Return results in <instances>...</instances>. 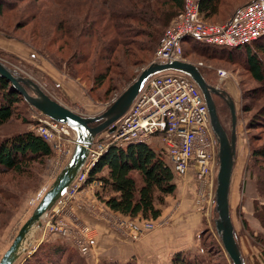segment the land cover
Instances as JSON below:
<instances>
[{
	"label": "rangeland",
	"instance_id": "1",
	"mask_svg": "<svg viewBox=\"0 0 264 264\" xmlns=\"http://www.w3.org/2000/svg\"><path fill=\"white\" fill-rule=\"evenodd\" d=\"M53 1L55 0H35L33 2L25 0L13 8L5 9L0 14V60L18 73L17 76L32 79L55 100L84 116L103 114L135 82L141 72L155 60L164 35L173 22L183 13V11L180 12L164 28L163 36L153 43L155 47L146 59L143 61H135L134 59L127 66L126 80L119 82L117 79L114 84L107 82L99 88L97 84H94V71L95 74L100 73L103 63L97 67V62H94L95 59H91L88 63H85V60L81 63L70 60L72 53L64 45L65 41L61 40L62 22L59 20H62L64 15L67 17L72 14L69 12L72 7L69 3L67 7L61 8L59 4H55ZM59 1H64L63 4L68 2V0H58L57 2ZM109 1L108 5H112L113 0ZM249 1L227 0V3L222 7L220 16L210 21L201 19L206 24L224 25L230 20L235 9ZM31 3L39 9L37 17L34 16L35 11L29 8ZM53 14L58 16L56 22L52 21ZM81 39L83 41L81 49L88 54L92 43L89 42L90 39L87 35ZM181 47L186 62L199 65L207 70L209 83L221 91L227 92L235 102L239 153L235 156L230 188L231 218L243 264H264V225L262 222L264 216V162L260 159L255 164L252 157L253 148L261 147L264 144V129H248V120L252 113L245 111V105L248 104L252 107L253 113L256 112L264 104V92L260 91L258 95L252 96L253 90L262 87L253 80L242 61L204 55L198 50L213 49L214 47L194 37L182 39ZM219 70L226 71L227 78L221 79ZM115 78L118 76L115 75ZM63 90H66L69 95ZM29 92L34 95L32 90ZM249 95L252 99L246 98ZM214 98L220 111L221 123L230 137L232 115L229 104L224 97L215 96ZM40 115L41 113L28 102L21 101L15 107L14 119L0 130V136L24 130L36 132L37 119ZM56 136L57 140L49 143L52 148L51 158L45 165L35 167L34 174L23 177L14 174L0 176V188L7 190V192L3 190L5 193L0 192V260L11 246L21 227L33 214L46 192L50 190L58 175L70 161L68 158L70 151L74 152L75 149L73 140L76 138V132L70 129L67 133L61 132ZM54 145L58 148L54 149ZM161 152L160 150L159 153ZM217 152L219 154V147ZM218 170L219 167L217 166L205 183L200 182L194 170L189 172L192 173L194 211L198 214L196 215L197 219L193 217L194 222L197 223L191 226L192 229L186 228L184 224L181 225L179 222L184 205L182 197L178 196V189L185 190L188 186L186 178L189 173L182 178L175 176L176 191L174 195L167 197L164 205L161 206L162 216L153 221L154 228L152 230H148V220L130 219L112 211L96 195L97 191L100 190L99 188L102 187L101 181H88L86 192H84L85 188H81L75 197L68 200L64 206L55 203L53 209H50L52 212L60 207L56 211L61 215L60 222L61 220L65 221V224L77 231L76 235L78 236L92 237L91 250L87 254H82L71 245L78 254L76 260L71 261V263L173 264V258L181 252L190 255L191 258H196V264H233L215 226L218 219L216 210ZM180 193L183 191L180 190ZM77 200L83 203L89 214L100 216L105 220L107 235L104 234L98 238V232L78 217ZM131 223L137 224L141 228V231L139 229L132 230L138 235L137 239L129 234L131 231L122 230V227ZM46 224L47 220L43 218L42 226L36 228L30 235V243L25 246L27 251L22 254L16 264L25 255L34 252L39 245L38 242L42 239L52 236L57 237L56 239L61 242L68 243L58 235L51 233ZM167 232L170 233L166 234ZM175 238L177 239L176 245L184 243V241L187 243H184L185 249L180 248L181 251H179L176 248L180 246L176 248L175 246H168V242H172ZM121 240L126 243H122ZM112 243L124 245L123 247L116 245L115 248L114 245L111 247ZM68 244L70 245V243ZM130 248L135 251L130 254L129 258L124 261H114L118 258L116 255L121 250L125 252V249ZM93 251L95 254L92 253Z\"/></svg>",
	"mask_w": 264,
	"mask_h": 264
},
{
	"label": "trees",
	"instance_id": "2",
	"mask_svg": "<svg viewBox=\"0 0 264 264\" xmlns=\"http://www.w3.org/2000/svg\"><path fill=\"white\" fill-rule=\"evenodd\" d=\"M23 1L25 0H0V14ZM57 1L53 2L61 8L67 7L69 3L72 7L69 11L72 14L62 16L64 21L59 20L62 22L61 40L65 41L64 45L72 53L70 60L78 63L85 60L84 62L88 63L95 59L97 67L103 63L100 73L95 74L94 71V84L99 88L107 82L114 84L126 80L127 66L134 59H146L155 47L153 43L163 36L164 28L185 7V0H113L112 5H108L109 0H68L64 4V1ZM251 1L253 0L249 2ZM226 3L227 0H199L201 18L204 21L214 20L221 15L222 7ZM245 5L235 9L233 15ZM29 8L35 11L34 16L37 17L39 9L33 3ZM52 18V21L56 22L58 16L53 14ZM84 35H87L92 43L88 54L81 49V38ZM198 51L204 55L242 61L253 80L262 87L253 90L252 96L258 95L260 91L264 92V37L232 50L214 47ZM198 68L210 84L207 70L201 66ZM89 75L91 76V73ZM115 75L118 78H115ZM246 98L252 99L251 95ZM21 101L26 100L10 82L0 77V130L14 119L15 107ZM215 105L220 119L216 102ZM245 111L252 113L248 120V129H264V104L254 113L252 107L246 104ZM101 122H95L91 126ZM51 156V145L32 130L0 136V176H29L34 174L35 167L45 165ZM252 157L255 164L260 159L264 162V144L253 148ZM93 180L102 183V191L97 192L98 198L112 211L131 219L158 220L162 216L161 206L166 198L174 195L176 191L173 170L166 164L162 154L157 153L147 143L125 147L111 146L91 171L88 181ZM3 190L7 192L6 188H0V192L5 193ZM262 222L264 225V216ZM76 255V250L68 243L58 239L47 240L17 264H72L71 261L76 260ZM196 261V258L181 252L173 258V264H196Z\"/></svg>",
	"mask_w": 264,
	"mask_h": 264
},
{
	"label": "built area",
	"instance_id": "3",
	"mask_svg": "<svg viewBox=\"0 0 264 264\" xmlns=\"http://www.w3.org/2000/svg\"><path fill=\"white\" fill-rule=\"evenodd\" d=\"M186 37H194L210 46L228 50L257 41L264 37V0L249 2L224 25L206 24L200 17L199 0H185L183 13L164 35L151 64L186 62L181 47V40ZM218 73L221 79L228 76L224 70ZM36 128V133L48 143L55 142L57 134H65L70 130L67 125L43 114L37 119ZM154 137L161 139V154L179 178L194 170L200 182L205 183L219 167V143L203 92L189 76L166 71L150 77L129 111L96 138L76 179L56 203L64 206L81 188L87 187L91 171L111 146L147 143ZM76 143L75 138L73 145L76 146ZM57 148L54 145V149ZM73 153L70 151L68 160ZM59 208L52 212L49 210L43 217L47 220L48 230L76 247L82 254L89 253L92 237L78 236L77 231L65 224V221L60 222L61 215L56 212ZM147 226L148 230H152L154 222L147 221ZM135 229L141 231L134 223L122 227L123 231H131L129 234L137 239L138 235L133 232Z\"/></svg>",
	"mask_w": 264,
	"mask_h": 264
},
{
	"label": "water",
	"instance_id": "4",
	"mask_svg": "<svg viewBox=\"0 0 264 264\" xmlns=\"http://www.w3.org/2000/svg\"><path fill=\"white\" fill-rule=\"evenodd\" d=\"M166 71H176L189 76L200 87L206 99L211 125L219 142V170L216 189L218 219L215 222L216 231L221 237L225 251L233 264H243L241 251L235 239L229 204L230 186L236 156V106L233 98L227 92L221 91L219 88L213 87L206 82L196 64L183 61L151 64L141 72L135 82L103 114L98 116H84L55 100L32 79L15 75L1 60L0 77L10 82L26 102L41 114L67 125L70 129L74 130L76 132L77 143L69 163L58 175L54 184L46 192L33 214L21 227L11 246L0 260V264H16L22 254L26 253L27 248L25 246L27 243H30V235L36 228L42 226L44 215L55 205L63 196L66 189L76 179L88 158L89 150L96 138L112 127V125L129 111L145 82L150 77ZM28 89L32 90L34 95L30 94ZM213 94H222L229 104L232 115V132L230 137L219 119ZM98 121L102 122L96 126H91V124Z\"/></svg>",
	"mask_w": 264,
	"mask_h": 264
},
{
	"label": "crops",
	"instance_id": "5",
	"mask_svg": "<svg viewBox=\"0 0 264 264\" xmlns=\"http://www.w3.org/2000/svg\"><path fill=\"white\" fill-rule=\"evenodd\" d=\"M63 92L66 93L67 95H69V93H67L66 90H63ZM70 97H72V96L70 95ZM147 144H149L157 153H159L160 150H162V148H163L162 141L158 137H154V138L150 139L149 142H147ZM238 148H239V141L237 140V142H236V155H238V153H239V149ZM191 171H193V170H191ZM186 180L188 181L187 182L188 186L185 188V190L178 189L179 190L178 191L179 192L178 196L182 197V201H183V205H184V209H183V211H182V213H181V215L179 217L180 218L179 222H180L181 225L184 224V226L186 228H191V226L194 225V223H197V222H194V220L198 218L196 216L198 214L195 213V211H194V195L192 193V191H193L192 190L193 189L192 173L188 174ZM99 189L100 190H98L97 192H101L102 191V187L99 188ZM87 190H88V187L87 188L85 187V191L84 192H86ZM180 190H182L183 193H180ZM76 205H77L76 206V211H77L78 217H80L84 222H86L88 225H90L92 228H94L98 232V234H97L98 238H101L104 234L107 235V231H108V230H106L107 229V227H106L107 223L105 222V220L102 217L93 216V215L89 214V212L86 210V208L84 207L83 203L80 200H77V204ZM168 233H170V232H167L166 234H168ZM174 237H176V236H174ZM56 238L51 236L49 238H45V239L40 240L38 242V244L42 243L43 241H47V240H55ZM176 238L172 242L170 241L171 243L168 242V246L169 247L175 246V248L177 246H180V247L176 248V250H179V251H181L180 248L185 249V246H186V245H184L185 241H184V243L182 242L181 244L176 245V242H175V241H177ZM122 241L123 240H121V242ZM122 243H126V242H122ZM117 244H118V242H117ZM172 244H174V245H172ZM185 244H187V243H185ZM112 245H114L113 247L116 246L115 243H112L111 247H112ZM119 245L121 247H123L124 244H122V245L119 244ZM119 245H117V246H119ZM133 251H135V250H132V248L127 249V250L125 249V252L124 251L122 252V250H121V252L118 253L119 255L118 254L116 255V256H118V258L116 260H114V259L113 260L114 261H119V260H123L124 261L125 259L129 258V256H131L130 254H132ZM92 253L95 254V251H93Z\"/></svg>",
	"mask_w": 264,
	"mask_h": 264
},
{
	"label": "flooded vegetation",
	"instance_id": "6",
	"mask_svg": "<svg viewBox=\"0 0 264 264\" xmlns=\"http://www.w3.org/2000/svg\"><path fill=\"white\" fill-rule=\"evenodd\" d=\"M214 87V86H213ZM221 90V89H220ZM214 96H221V97H223V95L222 94H213V99H214Z\"/></svg>",
	"mask_w": 264,
	"mask_h": 264
}]
</instances>
